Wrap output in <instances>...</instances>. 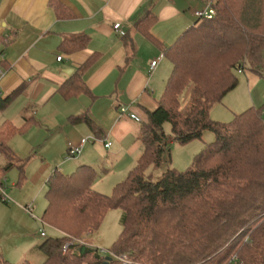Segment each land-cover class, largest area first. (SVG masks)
<instances>
[{
    "label": "trees",
    "instance_id": "obj_1",
    "mask_svg": "<svg viewBox=\"0 0 264 264\" xmlns=\"http://www.w3.org/2000/svg\"><path fill=\"white\" fill-rule=\"evenodd\" d=\"M213 7L212 18L197 17L164 51L173 68L159 106L142 124V154L112 192L94 188L98 171L87 164L71 173L56 169L48 179L42 219L62 235L46 234L38 244L42 264H105L106 252L77 240L97 230L111 209L123 212L122 232L107 253L129 254L133 264H264V105L228 121L213 118L211 112L238 86L240 69L260 73L264 0H213ZM156 21L157 15L148 10L136 28L151 35ZM21 90L0 96V109ZM85 91L81 69L59 88L65 98ZM70 120L87 123L98 137L102 134L88 113ZM206 130L215 140L196 154L187 170L173 167L171 145L202 138ZM15 132L11 123L0 131V153L6 159L0 166V187L13 167L21 172L18 184L25 177L27 160L18 159L8 145ZM164 163L166 169L154 179L149 169ZM0 199L6 203L3 195ZM0 264L16 263L0 255ZM107 264L123 263L114 256Z\"/></svg>",
    "mask_w": 264,
    "mask_h": 264
},
{
    "label": "crops",
    "instance_id": "obj_2",
    "mask_svg": "<svg viewBox=\"0 0 264 264\" xmlns=\"http://www.w3.org/2000/svg\"><path fill=\"white\" fill-rule=\"evenodd\" d=\"M212 1L0 0V96L6 98L22 87L0 109V131L6 123L17 129L8 145L18 159L29 160L21 158L27 154L25 145L32 142L43 146L39 152L43 160L54 161L56 155L60 156L57 152L61 147L68 152L70 143L77 144L87 136L92 139L84 145L78 159L67 170L54 164L48 169V179L56 169L74 171L82 164L98 171L95 189L96 182L110 176L115 168L127 176L142 154V124L159 106L172 72L164 51L197 21L195 11ZM148 10L157 15L151 35L136 28L137 20ZM117 22L127 36L114 29ZM126 37L131 41L127 42ZM77 43L83 45L76 46ZM155 59L159 63L151 70ZM78 69L82 70L88 91L65 98L59 88ZM240 74L238 86L212 108V114L218 110L233 119L250 107L264 105V75L253 70ZM122 105L130 106L142 122L121 115ZM84 113L100 128V137L87 123L70 120ZM108 142L111 145L107 147ZM33 144L30 145L34 151ZM49 145L53 148L46 150L44 146ZM94 146L102 149L101 159L94 156L99 153ZM0 158L4 160L0 166L5 165L1 153ZM98 160L107 161L101 170L99 162H94ZM25 210L31 209L26 205ZM38 244H32L29 252ZM22 253L21 257L26 258L27 250Z\"/></svg>",
    "mask_w": 264,
    "mask_h": 264
},
{
    "label": "rangeland",
    "instance_id": "obj_3",
    "mask_svg": "<svg viewBox=\"0 0 264 264\" xmlns=\"http://www.w3.org/2000/svg\"><path fill=\"white\" fill-rule=\"evenodd\" d=\"M167 63L169 68L172 69V63L170 61H167ZM249 71L251 70H246V72ZM237 75L240 78L242 74ZM212 117L222 121L231 120L219 113L218 110L212 114ZM165 131L172 137L169 123L165 124ZM90 136L93 137V135ZM214 140L215 134L210 130H206L202 138L192 140L189 143L180 144L174 142L171 145V165L182 171L187 170L193 163L196 154L201 152L208 143ZM30 144L33 143L28 142L25 145L27 154L25 157L21 158L29 159L27 160L28 164L25 168L23 183L18 184L21 181V172L19 168L15 167L5 175L3 179L4 186L0 188V195H3L6 201H8V203H4L0 199V255L9 262L16 264H21L25 262V260H28L32 264H42L45 260L44 255L37 249L29 252L31 247L37 242H43L47 237L62 235L60 231L46 224L42 219L47 207L45 192L47 189L46 181L49 176L47 177L46 174L48 169L54 164H56L55 167H60L61 170L63 167L64 170H67L66 168H68V165H70V163L73 164L79 156L69 157L68 152H63L61 147L57 152L61 157L56 155V161H46L42 159V155L39 153L42 145L37 147L33 144L35 146L33 151ZM94 147H96L99 152L97 155L94 153V156L97 158L100 157L99 159H101L104 154L102 149L99 146ZM44 148L46 150H48V148L51 150L53 146H44ZM165 158L168 157L166 156ZM94 162H99V170H101L103 165L106 166L107 164L106 160ZM0 164H4V160L1 158ZM166 167L167 163H164L160 168H150L149 173L154 179H158L161 177ZM72 171L73 170L64 172L67 173ZM125 177L126 175L124 172L115 168L114 173L104 178L103 181L96 182L95 187L106 194H110L114 185ZM26 205L31 209L28 212L25 210ZM122 215L123 212L121 209L109 210L101 226L97 230L94 232L89 231L83 238L78 240L98 247L101 251L106 252V256H111L110 253L107 252L113 248L122 232ZM42 231L46 232L47 237L41 236ZM25 250H27L26 258L21 257L23 254L22 252Z\"/></svg>",
    "mask_w": 264,
    "mask_h": 264
},
{
    "label": "built area",
    "instance_id": "obj_4",
    "mask_svg": "<svg viewBox=\"0 0 264 264\" xmlns=\"http://www.w3.org/2000/svg\"><path fill=\"white\" fill-rule=\"evenodd\" d=\"M195 15L198 18H204V17L205 18H212L215 15V9L213 7V1L209 2L207 7H205L204 9L196 10L195 11ZM114 29L118 30L121 35H125L126 34V31L124 30V28L122 27V24L120 22H117V23L114 24ZM61 58H62V56L58 57L59 60H61ZM158 63H159V59L153 60L151 62V70H154L157 67ZM259 71H260L261 74L264 75V59H262V61H261L260 70ZM243 72H244V70H242V69L239 70V73H243ZM2 75H3V72L0 69V76H2ZM120 114L121 115H129L131 118H134L137 121L142 122V118L139 117L136 113L132 112V110L130 109V106H128V105L120 106ZM91 139L92 138H84L77 144L70 143L69 144V149H68L69 157H75V156L79 155L82 152L84 145L87 142L91 141ZM110 145H111L110 142L106 143L107 147L110 146ZM41 235L42 236H46V232L42 231ZM77 241L81 242V243H85L82 240H77ZM74 242H76V239L68 241L66 243V245H65V249L64 250L68 251L70 246L73 245ZM111 255L113 257L115 256V257L119 258L123 264H133L134 261H135L134 257L129 255V254L116 255V254L111 252Z\"/></svg>",
    "mask_w": 264,
    "mask_h": 264
},
{
    "label": "water",
    "instance_id": "obj_5",
    "mask_svg": "<svg viewBox=\"0 0 264 264\" xmlns=\"http://www.w3.org/2000/svg\"><path fill=\"white\" fill-rule=\"evenodd\" d=\"M113 257L112 256H107L106 257V260H105V264H107L110 260H112Z\"/></svg>",
    "mask_w": 264,
    "mask_h": 264
}]
</instances>
